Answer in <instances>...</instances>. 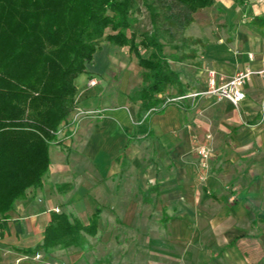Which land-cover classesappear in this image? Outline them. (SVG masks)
I'll return each mask as SVG.
<instances>
[{
  "label": "crops",
  "instance_id": "crops-1",
  "mask_svg": "<svg viewBox=\"0 0 264 264\" xmlns=\"http://www.w3.org/2000/svg\"><path fill=\"white\" fill-rule=\"evenodd\" d=\"M256 19L264 0L198 10L182 35L194 45L173 46L167 58L178 82L158 96L159 111L138 99L146 86L138 57L102 43L75 81L87 116L66 130L43 186L0 215V264H264V79L252 77L238 106L200 94L210 71L229 79L261 69ZM133 26L129 35L150 32ZM53 213L85 226L98 214L97 233H84L82 247L26 253L43 243Z\"/></svg>",
  "mask_w": 264,
  "mask_h": 264
},
{
  "label": "trees",
  "instance_id": "trees-1",
  "mask_svg": "<svg viewBox=\"0 0 264 264\" xmlns=\"http://www.w3.org/2000/svg\"><path fill=\"white\" fill-rule=\"evenodd\" d=\"M142 3L153 30L129 35L139 0H0V215L28 190L43 186L50 144L76 107L75 81L103 42L129 47L138 57L146 85L138 99L143 110L159 111L158 96L178 82L168 69L162 41L183 35L194 14L215 0ZM107 29L113 34L105 36ZM97 220L95 214L85 226L65 213H53L43 243L25 252L82 247L84 233H97Z\"/></svg>",
  "mask_w": 264,
  "mask_h": 264
},
{
  "label": "built area",
  "instance_id": "built-area-1",
  "mask_svg": "<svg viewBox=\"0 0 264 264\" xmlns=\"http://www.w3.org/2000/svg\"><path fill=\"white\" fill-rule=\"evenodd\" d=\"M253 60V56H251ZM254 75H259L264 79V59L262 60V66L259 70L244 69L238 72L232 78H224L223 76H218L215 71H210L208 89L200 94L213 95L219 101L227 100L238 106L245 98L246 91L245 87L249 81H251ZM92 84H96V81H92ZM198 94H193L192 96H198ZM172 101H176L175 99ZM210 138V137H209ZM198 155L200 158V166L202 169L206 170L209 167V162L211 159V151L207 146L198 147ZM1 229H0V239H1ZM37 258H42L41 254L36 256Z\"/></svg>",
  "mask_w": 264,
  "mask_h": 264
},
{
  "label": "rangeland",
  "instance_id": "rangeland-1",
  "mask_svg": "<svg viewBox=\"0 0 264 264\" xmlns=\"http://www.w3.org/2000/svg\"><path fill=\"white\" fill-rule=\"evenodd\" d=\"M139 5H140V11L135 15V18H136L135 24H137L138 22H141L145 25V27L149 28L150 32H151L153 30V28H152V25L150 24V21H149L150 20L149 14H148L146 8L143 6L142 0H139ZM133 27H135V26H133ZM111 34H113L112 30L107 29L105 36H108ZM162 43L164 44V47H165L164 53H165L167 58H169L171 56V54L173 53V51H174L173 46H176L177 48H184L185 46H188V45H194L192 39H189V40L184 39L182 37V35H181V37L177 36L173 40H170L169 38H167L166 40H163ZM142 54L144 57H147L150 54V52L143 50ZM77 109L78 108H77V104H76L75 109L72 111V113L68 117L67 121L60 127V129L56 133V139L50 144L49 154H50L51 165L53 162V156H52L53 152L56 149L62 148V146H63V138H64V134H65L66 130L73 128L75 126V124H77L82 118L87 116V114L80 113L79 111H77ZM51 165H50V168H51ZM49 172H50V169H49ZM49 172L46 175V177H48ZM46 177H45V179H46ZM209 264H225V262L222 259H218L217 261H213Z\"/></svg>",
  "mask_w": 264,
  "mask_h": 264
}]
</instances>
